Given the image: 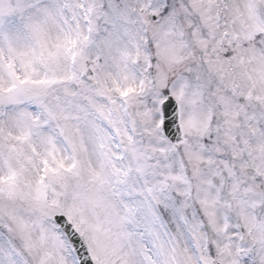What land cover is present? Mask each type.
<instances>
[{"label":"snow or ice","instance_id":"6c2138e0","mask_svg":"<svg viewBox=\"0 0 264 264\" xmlns=\"http://www.w3.org/2000/svg\"><path fill=\"white\" fill-rule=\"evenodd\" d=\"M0 264H264V0H0Z\"/></svg>","mask_w":264,"mask_h":264}]
</instances>
